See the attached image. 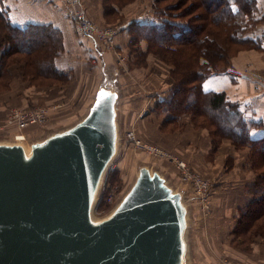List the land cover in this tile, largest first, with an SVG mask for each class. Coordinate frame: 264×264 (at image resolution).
Segmentation results:
<instances>
[{
    "label": "water",
    "instance_id": "obj_1",
    "mask_svg": "<svg viewBox=\"0 0 264 264\" xmlns=\"http://www.w3.org/2000/svg\"><path fill=\"white\" fill-rule=\"evenodd\" d=\"M93 45L99 78L85 114L41 140L0 141V264H187L198 199L159 169L139 165L110 213L94 215L119 153L116 103L125 95L117 66L101 60L108 49ZM101 89L111 95L97 105Z\"/></svg>",
    "mask_w": 264,
    "mask_h": 264
},
{
    "label": "rangeland",
    "instance_id": "obj_2",
    "mask_svg": "<svg viewBox=\"0 0 264 264\" xmlns=\"http://www.w3.org/2000/svg\"><path fill=\"white\" fill-rule=\"evenodd\" d=\"M39 2V4H36L37 7H39L38 11L41 12L43 7H45L46 4H48V0H36ZM176 0H163L159 6H165V4H175ZM52 2V1H51ZM88 2V0H86ZM187 4L184 6L177 5L178 8H175L172 10V12H179L180 10L186 8H189V16H193L192 22L194 24L198 23L200 24V20H197L196 18L200 16V14L204 11V8L197 5L195 8L192 5ZM52 3H55L57 7H61L60 10H57L54 12L55 14H58L59 12L64 11V13H68L69 11L64 8L63 2L61 0H53ZM81 8L86 16L87 19H89L93 24H95L97 27L105 28H117V33L115 37V41L113 44V49H109L107 47H104L110 52H112V67L116 69H112V71L118 72V82L121 81L120 86L122 84V93L126 96L130 91L128 90L129 84L131 89L134 91V93H137V89H141L140 86H143L146 90L149 89H159L165 87H169L171 90L173 86V78L170 75V65L163 62L159 56L157 55V50L159 47L153 46V43H150L149 39H143L139 38L138 40H133V36H136L137 29L132 24H126L131 20L134 19H142L143 14L150 11V15H154V10L152 8V0H90L87 3V7L92 5L95 8V11L87 10L85 6V0H80ZM178 4V3H177ZM64 10H63V9ZM171 10V9H170ZM68 11V12H67ZM198 15V16H197ZM255 16V14H254ZM61 17V16H60ZM187 17L183 18V22ZM254 18V17H253ZM258 19L254 18L253 20H250L248 27L245 26V36H253L254 34H259L256 30L255 23H259L257 21ZM181 21V20H179ZM255 21V22H254ZM44 26H48L51 24L44 23ZM52 26V25H51ZM54 27V26H52ZM1 28V27H0ZM22 28V27H21ZM74 32H76V36L79 39V35L77 32V28L74 24ZM59 31V29H57ZM124 31V33L127 35L128 39H126V35L123 33L122 38L118 37V35ZM0 32L4 33L3 30L0 29ZM1 33V35H2ZM252 34V35H251ZM1 38V36H0ZM117 38V39H116ZM252 38V37H251ZM86 39V38H84ZM91 39V38H87ZM62 40V34L59 32L57 34V44L52 45V47L46 48L45 54L48 57V60H53L54 64L56 59L64 53H66L68 56H71V52L65 51L64 42ZM252 40H254L252 38ZM117 42V44H116ZM40 42L38 41L37 44ZM118 44H123L122 46H119ZM248 46V45H247ZM246 46V47H247ZM245 47V46H241ZM253 46H249L244 49H239L238 51L235 50V53H232L233 55L230 57V60L232 61V58L238 54V52L247 50L249 48H252ZM82 50V49H81ZM151 52V53H147ZM73 53V52H72ZM67 55L63 56V60L67 58ZM27 55H23L20 53H17L14 55V59L10 63L9 71L11 73V77L9 81L7 82L8 88H4L0 86V141L5 138L9 139L11 136L15 134L16 129L14 128H6L1 127L5 123L6 114L8 110L12 107H19V108H27V107H34V106H48L49 112L48 113V119L46 123L43 125H33L28 127L27 129H24L20 132L23 134H28V138L26 139L25 143H31L36 140H41L47 135L60 131L64 128H67L68 126H71L76 120L80 119L86 112L90 102L93 98L94 89L91 87H96V84L98 83V76L95 75L97 68L94 67V81L95 84L91 87H87L88 83L87 80L92 79V73H91V64L90 61H87L86 59H83L81 55H77V59H79L80 63L87 62L88 66H81L77 68V72H75L72 76H70V72L63 75L65 77L63 82L61 83H55V78L45 80L44 83L38 80L35 82H30L28 78L31 76L27 75L26 72V59ZM114 57V59H113ZM149 64V65H148ZM93 67V66H92ZM147 67V68H146ZM118 68V69H117ZM145 68V69H144ZM65 72V71H64ZM121 75V76H120ZM72 77L76 80L78 83V91L77 94L73 96L71 99V102L68 103V105L63 109L60 108V111L62 116H59L58 108L55 107V103L53 101H48L52 99H58V97H62L64 92L61 94L57 92V88L52 89H43L44 87H51L55 85L63 84V86L67 85V80ZM120 77V79H119ZM28 87H31L30 89H27ZM69 91V89H66ZM29 95V96H28ZM122 95V94H121ZM47 100L48 102H45L44 100ZM125 98L122 96L118 98V101L116 103V110H117V124H118V151L119 153L116 155L115 161L111 164L110 168L106 172L105 176L103 177L102 181V189H101V195L100 200L96 204V207L94 208V215L99 217H104L110 211L112 208L118 203L120 198L123 196V194L126 192L128 187L130 186L131 182L134 179V175L136 173V169L139 165H148L152 169H159L162 171L165 175L170 176L169 181L171 184H183V185H189V183H185L181 178V169H178L175 167L174 159L178 158L179 160H182L185 162L187 168L191 172H196L199 176L204 177L208 182L211 184V191L209 195V204H206L209 206V210L205 209L201 206V203L198 199V197L194 194L192 187L190 186L192 193L197 197V205H193V208L190 212L189 203L187 201H184L185 204H187L189 209L188 214V222L190 223L188 230H186L187 235L185 234V237L187 239L191 237L192 242V252L187 251L186 257V263L187 264H212V262L209 259H206V256L203 254L202 249L200 247V240L202 239V242H208L211 245H214V238L215 236H225L226 230L230 227L229 222L230 219L226 218L225 222L221 220L220 227L216 226V223L219 219V217L215 216L214 225L211 226V224H208V220H210L209 216H211L212 212V199L211 196L213 195V186H212V179L213 178H219L220 176H227L228 181L225 180V185H228L227 188L230 190L228 191V194H234L232 190H235L234 187L229 186L230 184H236L237 182L239 184L244 183V191L248 194L249 186L254 182L251 180V177L253 174H255L252 169H249L248 161H250V158H252L251 154L252 151L250 150V147H237L235 146L230 139H222L221 143V156L216 158V161L221 165L220 170L217 171H200L196 167L191 166L190 164L192 162L185 160L182 157H179L175 155L172 152H169L159 146L158 143L152 142L150 138L142 137L140 134L138 135L136 130H134L135 135L140 143L148 144L152 147H156L159 150H162L165 155H158L155 153V150L148 151L144 149L143 147H138L135 145L129 144L126 138V130L124 135V126H125V120L129 118L130 114H132V110L126 111V103L124 102ZM59 103V102H57ZM159 112L161 110H158V108H155ZM132 112V113H131ZM160 113V112H159ZM162 113V112H161ZM59 118H58V117ZM185 116V115H184ZM246 117V116H245ZM157 116L155 114H151V117L147 120V124L145 125V132L149 131V135L154 134L152 133V128H154V124L156 122ZM189 120V119H188ZM250 121V120H249ZM181 123H184L180 118L173 123L169 125H163L162 128L166 130H176L181 127ZM190 123V121H188ZM132 128V126H131ZM134 129V128H133ZM18 134V132H16ZM183 139L184 143L187 141H196L198 136L194 133H188V131L185 129L180 134ZM209 135V134H208ZM210 137V135H209ZM211 139V137H210ZM208 136L207 140L204 139V143L208 144ZM189 146V145H187ZM185 146L180 147L183 152L189 154V148ZM220 146V145H219ZM121 147V148H120ZM177 148V147H176ZM204 146L201 144L200 149H203ZM195 150V147H193ZM210 151V152H209ZM216 151V150H215ZM215 151L212 150V143L210 145V149L208 150L209 156L208 158H211L215 155L213 154ZM181 155V156H182ZM258 158V156L256 155ZM140 158V159H138ZM234 161L237 162H243V170L246 173L252 174V175H246L243 177L242 171H235L231 170L230 167L235 164ZM139 162V163H138ZM235 174L234 179H239L240 181H233L231 182L230 179L231 176ZM212 174L213 176H211ZM237 174H241L240 177H237ZM212 178V179H211ZM255 180V177H254ZM227 181V182H226ZM175 182V183H174ZM176 185V184H175ZM174 185V186H175ZM100 186V185H99ZM177 188V187H176ZM227 193V192H225ZM111 195L112 199L108 200V196ZM205 205V207H206ZM214 219V218H213ZM208 225H210L208 227ZM216 229H219L218 232H216ZM215 233V234H212ZM225 234V235H224ZM232 234V231L230 232ZM212 241V242H211ZM208 243L204 244V247H208ZM216 247V245H214ZM209 251V248H206V251ZM222 252V250H221ZM225 254V253H224ZM196 260L197 262L193 261ZM229 261L228 256L223 257L221 261H219L218 264H222L223 261ZM208 262V263H207ZM230 262V261H229ZM214 264V263H213ZM233 264V263H232Z\"/></svg>",
    "mask_w": 264,
    "mask_h": 264
},
{
    "label": "trees",
    "instance_id": "obj_3",
    "mask_svg": "<svg viewBox=\"0 0 264 264\" xmlns=\"http://www.w3.org/2000/svg\"><path fill=\"white\" fill-rule=\"evenodd\" d=\"M162 1L152 0L154 15L149 11L145 18L130 22L138 31L133 40L149 39L153 46L159 47L156 51L159 58L171 67L173 86L164 99L156 102L154 110L158 108L159 112L169 114L166 126L185 115L194 128L206 129L213 151L224 138L237 147H250L252 158L248 166L255 173V180L248 189V203L237 213L231 230L232 244L248 251L254 237L261 236L264 240V125L249 121L239 102L225 91L203 90L202 82L211 74L229 72L230 57L235 50L256 47V42L244 33L245 26L253 20L257 0H176L175 4L160 7ZM187 1L194 8L197 5L204 8L205 12L196 18L200 24L192 22L189 8L172 12ZM184 17L187 18L183 22ZM0 27L4 32H0V86L9 87V67L17 53L27 55L26 72L31 76L30 82L66 80L63 77L66 73L45 54L46 48L57 44L56 28L35 23L22 28L13 25L6 17L1 0ZM254 128H261L262 133L253 135Z\"/></svg>",
    "mask_w": 264,
    "mask_h": 264
},
{
    "label": "crops",
    "instance_id": "obj_4",
    "mask_svg": "<svg viewBox=\"0 0 264 264\" xmlns=\"http://www.w3.org/2000/svg\"><path fill=\"white\" fill-rule=\"evenodd\" d=\"M51 1L53 2V0H48L49 3L43 7L41 12H39V7L36 5L39 4V2L36 0H1L6 17L9 18L13 25L24 27L28 23H48L54 26V28L59 29V32L62 34L61 41L64 42L65 51L67 50L73 55L68 56L66 53H64V55L61 54L56 59L55 66L59 70L65 71V73L70 72V76H72L75 72L78 73V67L90 65L87 62H82L81 64L79 59L76 58L77 55H81L83 59L87 58V61L92 63L90 68L93 76L92 79L87 80V87H91L95 84L94 76L97 75L99 78V64L93 53V42L95 40L81 38L78 39L76 32H74L73 29L74 22L72 21L71 17L68 15V13H64V11L55 14L54 12L60 10L61 7H57L56 4L52 3ZM89 1L90 0H88V2ZM88 2L85 0V6L87 10H91L92 12L95 11V8L92 5L87 7ZM256 6L257 9L254 17L258 19L257 21H259V23H255V27L256 30H259V34H254L251 36L254 39V42H256V47L238 52V54L232 58L231 69L229 72L209 75L202 82V89L205 91H225L231 99L239 102L240 108L242 111H244L248 120L257 121L261 123V125H264V0H257ZM147 15L148 12L143 14V17L145 18ZM130 22L131 20L126 24V26ZM123 33L124 31H122L118 37L122 38ZM126 39H128L127 35ZM118 45L122 46L123 44ZM65 55H67V58L63 60L62 57ZM112 56V52L108 50L104 53L105 59L102 57L101 60H104L105 62H111ZM94 67L97 68L95 75L93 72ZM66 82V86H63V84H57L55 86L43 88L47 90L57 88V92L60 94L65 90L62 97L52 100L47 99L48 101L55 100L54 105L56 108H58L57 114H59V116H62L61 113L64 112V108L69 102H71V99L77 94L76 92L78 91V83L75 79L70 77ZM143 86H140L141 89L138 88L137 93L135 94L129 84L128 90L130 91V94L128 92V94L125 96L124 102L126 103V111L131 109L133 113L131 112L132 114H130L129 118L125 120L126 124L124 129L127 131V129L131 128L132 126L138 135L140 134L142 137L150 138L152 142L158 143L161 148L184 158L188 163L189 161L192 162L190 165L196 167L202 172L206 171L209 173V171L220 170L219 168L221 165L216 161V158L221 156V145L213 153L215 155L212 156V160L211 158H208L210 152H208V150L210 149L211 139L206 129L194 128L192 124L188 122L189 120L187 116L179 117L180 120L184 122H180L181 127L179 129L171 131L162 128V126L166 124L165 120L169 117V114L165 112H156L157 110H154V106L156 102L164 99L168 95L169 87H165V85L163 88L149 89L145 92ZM30 88L31 87H28L27 89ZM91 88L95 89L96 87L94 86ZM66 89H69V91ZM47 100L45 99L44 101L48 102ZM60 108L63 109V112L60 111ZM151 114H155L157 119L154 121L156 123L154 124V128L151 130L152 133H154V131L155 133L149 135V131L146 133L144 132L146 129V122L151 117ZM185 129L188 131V133H194L198 136L194 144L192 141H187L184 143V139L180 134ZM261 133V128H254L252 131V134L255 136ZM207 136L209 140L208 144L206 145L204 143V139L207 140ZM201 144L204 146L203 149H200ZM221 144L223 145V143ZM185 145H189L187 146L189 148V154L183 152L182 155V150L180 147ZM193 147H195V150ZM234 162L235 164L230 167V171H242L243 177L253 174H250V172L246 173L243 170V162ZM210 175L213 176L212 174ZM240 176L241 174H237V177ZM231 177V182L234 180L240 181V178L234 179V173ZM254 177L255 174H253L251 177L252 181H254ZM225 180L228 181L227 176H220L219 178L212 179V188L214 190L212 192L213 195L211 196V199L213 204L208 224L213 223L214 220H216L215 216H217L219 217L216 223L217 227H220L221 220L225 222L226 218L230 219V227L225 231L226 235L224 234V237L219 236V234H217L218 236H215L213 244L216 245V247L207 241L202 242L201 239L200 247L202 252L206 256V259H209L212 264H218L219 261H221L223 257L226 256H228L229 261L233 264H264L263 237H254L252 239L251 248L248 251L232 244L233 235L230 234V232L235 225V217L239 210H242L246 207L249 200V195L243 189L244 183L239 184L238 182L236 184L229 185L234 187L235 190H232L234 194H228V191L230 190L228 189L229 187L227 188L228 185H225ZM213 225L214 223L211 224V226ZM209 226L210 225H208V227ZM218 231L219 229H216V232ZM205 243H208V247H204ZM206 248H209V251L208 249L206 251Z\"/></svg>",
    "mask_w": 264,
    "mask_h": 264
},
{
    "label": "built area",
    "instance_id": "obj_5",
    "mask_svg": "<svg viewBox=\"0 0 264 264\" xmlns=\"http://www.w3.org/2000/svg\"><path fill=\"white\" fill-rule=\"evenodd\" d=\"M64 5V8L68 10V15L71 17L74 22L79 38H91L103 47L113 49L114 39L116 37L117 28H99L93 24L89 19L84 15L80 0H61ZM49 107L48 106H34L27 108L12 107L8 110L6 114L5 123L1 127L14 128L16 132H20L24 129H27L33 125H44L48 119ZM15 132V134H16ZM22 134V133H21ZM126 138L129 144L135 145L138 147H143L148 151H154L158 155H165L162 150L152 147L148 144L140 143L137 139L134 129L128 128L126 131ZM175 167L181 169L182 180L185 183H189L193 189L194 194L198 197L201 206L209 210V195L211 191V184L204 177L199 176L196 172H191L184 161L179 160L178 158L174 159ZM112 196H108V200H111ZM206 205V207H205ZM222 264H232L231 262L225 260Z\"/></svg>",
    "mask_w": 264,
    "mask_h": 264
},
{
    "label": "snow or ice",
    "instance_id": "obj_6",
    "mask_svg": "<svg viewBox=\"0 0 264 264\" xmlns=\"http://www.w3.org/2000/svg\"><path fill=\"white\" fill-rule=\"evenodd\" d=\"M107 95H111V94H107L104 92L103 89H101L100 92L97 93V105H99L101 103V100Z\"/></svg>",
    "mask_w": 264,
    "mask_h": 264
},
{
    "label": "bare ground",
    "instance_id": "obj_7",
    "mask_svg": "<svg viewBox=\"0 0 264 264\" xmlns=\"http://www.w3.org/2000/svg\"><path fill=\"white\" fill-rule=\"evenodd\" d=\"M100 183H101V181H99V183H98V187H99ZM95 195H96V194H95Z\"/></svg>",
    "mask_w": 264,
    "mask_h": 264
}]
</instances>
